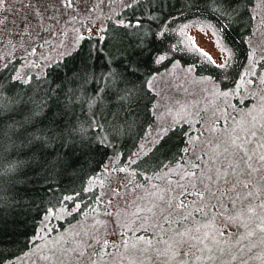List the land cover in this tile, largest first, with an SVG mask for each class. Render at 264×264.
<instances>
[{
	"label": "snow or ice",
	"instance_id": "snow-or-ice-1",
	"mask_svg": "<svg viewBox=\"0 0 264 264\" xmlns=\"http://www.w3.org/2000/svg\"><path fill=\"white\" fill-rule=\"evenodd\" d=\"M203 2L210 18L217 21L210 34L215 56L194 43L195 37L187 33L195 25L172 27L182 17L169 18L165 14L168 0H126V18L116 19L111 35L101 29L92 38L94 43L83 68L69 81L71 89L61 83L54 97L51 89L46 93L47 102L13 98L7 114H0V136L11 126V135L26 149L24 154H35L43 160L55 154L57 142L62 145L65 140L69 125L64 118L79 96L77 85L87 97L81 100L82 105L98 111L103 102L118 100L124 112L122 119L126 120L139 106L136 82L142 79L139 70L148 61L159 67L149 73L150 79L143 80L140 90L145 94L154 90L162 67L166 73L179 69L185 74V82L200 86L206 100L225 101L223 110L216 105L195 137L191 134L192 121L205 120L199 102L191 105L177 101L172 124L161 126L155 139L140 145L129 161V167L136 165L139 169L134 175L145 174L143 183L129 180L123 192L111 189L110 195L118 202L123 200L124 208L116 213L106 210V222L93 219L89 223L86 219L84 224L68 229L61 224L58 235V229L51 227L61 205L68 215L81 213L82 204L77 201L89 191L86 189L62 194L55 206L37 208L38 216L42 213L43 227L33 234L31 244L47 264H264V78L257 85V74L250 65L241 66L244 72L236 71L237 53L227 34L238 18L236 5L240 0ZM145 3L147 11L142 10ZM3 4L0 0V6ZM67 6H72V0H67ZM177 35L181 39L175 40ZM109 41L112 51L105 47ZM164 41L169 42L167 47ZM188 41L193 43L189 45ZM137 57L142 59H134ZM245 87L247 98H243ZM237 96L242 97L238 105L227 103L229 97ZM116 115L121 119L119 113ZM106 122L107 118L97 122V131ZM184 124L189 131L181 129V133L187 136V144L182 154H177L178 160L172 157L174 164H164L157 153L167 157L162 150L170 134H177V128ZM72 127L76 125L72 123ZM49 191H53L51 186ZM32 206L34 200L21 205L29 211ZM109 225L118 239L107 238ZM42 241L47 242L42 245ZM0 264H4L2 255Z\"/></svg>",
	"mask_w": 264,
	"mask_h": 264
},
{
	"label": "trees",
	"instance_id": "trees-1",
	"mask_svg": "<svg viewBox=\"0 0 264 264\" xmlns=\"http://www.w3.org/2000/svg\"><path fill=\"white\" fill-rule=\"evenodd\" d=\"M254 3L255 0H240V3L236 5L238 18L233 21L232 30L227 34L228 40L232 42L237 53L236 71L238 73L243 72L244 67L241 66L246 65L249 59L250 48L247 39L254 26L252 13ZM206 9L207 5L203 0H193L192 3L188 0H168L165 14L169 18L182 17L172 24L173 28L183 23H205L212 27L217 21L210 18ZM142 10L147 11V3ZM118 17L126 18L125 7L116 14L114 19L106 21L104 29L109 35ZM86 38L80 40L72 52L47 66L42 75H31L27 81L14 78L19 65L18 58L2 66L0 68V109H3V112L0 114H7L9 102L13 98L47 102L49 96L46 93H49L51 89L50 95L54 97L55 89L59 88L61 83L68 85L71 89L73 85L69 84V81L76 76L77 70L83 68L84 60L94 43L92 38ZM174 39L177 40V36ZM168 43L164 41V46L167 47ZM159 46L158 44L157 47ZM105 47L112 51V42L109 41ZM87 62L91 64L90 60ZM158 67L148 61L140 68L139 73L142 79L136 82L139 106L126 120L122 119L124 112H121L118 100L103 102L98 111L89 108L86 104L82 105L81 100L87 97L84 95L83 88L77 85L79 96L75 104L70 105L68 115L64 118V123L69 125L64 132L65 140L62 145L57 142L55 154L45 156L43 160L35 154H24L26 149H23L20 146L21 142L16 141L11 135V126L5 128L3 136H0V255L4 257V264H9L31 247V239L38 231L42 218V213L38 216L37 208L48 207L50 204L55 206L62 194L86 189L89 191L82 193L83 199L77 202L82 204L81 212L88 210L94 207L98 200L97 189H87L88 184L102 172L107 159L115 157L118 165H129V158L136 151L146 130L154 120L152 105L155 94L152 91L145 94L140 89L143 80L149 79V73ZM162 69L164 68H159V71ZM254 72L256 76L264 78V58L255 63ZM60 102L63 103V100L61 99ZM94 111L96 115L93 119ZM117 113L121 119H117ZM102 118H107V122L101 123L100 130L97 131V122H101ZM90 120L93 121L91 124H89ZM72 123L76 125L75 128L72 127ZM181 129L187 132L188 126L181 125L176 130L177 134H170L168 143L162 150V153L168 154L167 157L157 153L159 160H162L164 164H174L172 157L175 156L178 160L180 157L177 154H182V149L187 144V136L181 133ZM69 131L72 132L71 136L68 135ZM52 147V145L49 146L50 150ZM57 159L59 163H55ZM130 169L133 175L134 170L139 171L136 165H132ZM144 175V173L139 176L134 175L135 182H143ZM49 186L53 191H49ZM33 200L35 206H32L30 211L28 208L21 207V205H29ZM77 218L78 215L75 217L70 215L58 221L57 228L59 229L61 224L65 227Z\"/></svg>",
	"mask_w": 264,
	"mask_h": 264
},
{
	"label": "rangeland",
	"instance_id": "rangeland-1",
	"mask_svg": "<svg viewBox=\"0 0 264 264\" xmlns=\"http://www.w3.org/2000/svg\"><path fill=\"white\" fill-rule=\"evenodd\" d=\"M125 3L126 0H72V6L68 7L67 0H4L3 6H0V68L7 62L18 58L19 65L14 73L15 79L27 81L31 75H42L47 66L58 61L77 47L80 41L79 37H95L98 31L105 28L106 21L114 19L116 14L125 7ZM252 13L254 26L251 35L247 39L250 53L246 65H250L254 72L255 63L264 58V0H255ZM188 24L195 25V27L186 30L190 36L195 37L194 43L199 44L200 47L215 56L217 53L212 42L213 37L210 35L213 28L205 23ZM179 39L181 37L177 35V40ZM188 43L191 45L193 41H188ZM245 70L244 68L243 72ZM160 73L162 76L157 78L155 88L152 91L155 94L152 105L154 120L146 130L134 153L138 151L140 145L147 144L149 139L154 140L156 132L160 130L161 126L172 124L177 101L181 104L191 105H197V102H199L198 107L205 120H201L199 123L196 120L192 121L191 134L194 137L201 125L212 116L216 105L219 104L221 110H223L225 103L223 99L209 98L206 100L204 98L206 94H201L200 86L193 84L190 80L185 82V74L179 69H172L167 73L165 69H162ZM261 78V76L254 77L257 85ZM244 92L245 96L243 98H247V87H245ZM241 98L240 96L229 97L227 103L238 105ZM252 103H255V101L253 100ZM250 106L251 104H249ZM240 110L241 107L238 106L237 111ZM228 111H232V108L229 107ZM221 123H223L222 117ZM131 158H133V155L129 158V161ZM120 168H124L125 172H120ZM129 180L133 184L137 183L129 165L120 166L117 164L115 157H109L102 172L91 179L87 187V189H97L98 200L96 204L94 207L81 212L78 218L67 224L64 229L76 227L78 224L82 225L86 219L89 223L93 219L106 222L109 220V217L104 215L106 210L112 213L122 211L124 201L120 200L118 202L116 198L110 195V191L111 189H117L123 192V185L128 183ZM131 189L132 185L129 186L130 191ZM109 200L112 202L111 206L108 205ZM60 213H63V215H60ZM57 214L58 219L51 222L52 228H57L58 221L70 216L63 207L57 209ZM41 227H43L42 223H40L37 232L40 231ZM108 233L107 238L110 241L118 239V234H111V225H109ZM46 242L42 241L41 244L43 245ZM41 255L42 253L31 245L28 250L9 264H47L46 261L40 258Z\"/></svg>",
	"mask_w": 264,
	"mask_h": 264
}]
</instances>
